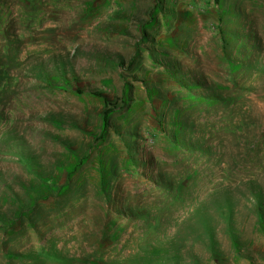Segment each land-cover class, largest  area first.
Returning a JSON list of instances; mask_svg holds the SVG:
<instances>
[{
	"label": "rangeland",
	"instance_id": "obj_1",
	"mask_svg": "<svg viewBox=\"0 0 264 264\" xmlns=\"http://www.w3.org/2000/svg\"><path fill=\"white\" fill-rule=\"evenodd\" d=\"M0 264H264V0H0Z\"/></svg>",
	"mask_w": 264,
	"mask_h": 264
}]
</instances>
